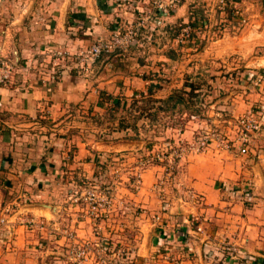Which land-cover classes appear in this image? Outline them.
<instances>
[{"label": "crops", "instance_id": "obj_1", "mask_svg": "<svg viewBox=\"0 0 264 264\" xmlns=\"http://www.w3.org/2000/svg\"><path fill=\"white\" fill-rule=\"evenodd\" d=\"M239 1L248 5L244 10L254 24L237 35L225 33L222 39L205 46L201 55L213 49L222 62L237 56L254 73L260 63L251 56L257 46H264V39L256 40L254 29L250 28L262 26L264 32V0ZM147 3L148 0H0V14L11 15L6 28L11 30V50L5 46L7 42L0 48L18 62L11 82L0 86V209L2 213L6 210L4 223L10 229L1 230L7 238L1 239L5 247H0L4 248L0 255L5 260L0 264H29L32 260L33 264H46L39 240L62 239L58 233L65 231L64 219L52 212L51 202L58 197L62 185L57 176L80 167L81 153L70 152V143L75 142L76 136H64V130L74 126L73 112L79 108L95 111L110 107L111 102L105 101L108 97L128 100L144 93L147 85L140 67H135L136 73L126 63L118 69L122 58L116 54L103 55L92 65H86V72H92L88 76L80 70L79 61L78 65L69 60L52 64L51 52L77 54L100 39H109L114 32L126 33L135 28L133 24H137L138 18L142 20L147 15ZM190 4L187 0L168 18L154 15L150 24L155 28H149L152 42L148 45L145 40L140 45L152 48L153 52L151 56L143 51L138 53L135 63L139 60L140 66H144L143 61L152 59L153 72L161 75L166 65L172 68L179 60L184 64L190 61L189 55L176 52V48L188 51L191 47L178 45V32H174L176 25L192 19ZM249 4L255 7L252 9ZM216 9L215 15L225 18L227 25L232 24L218 6ZM195 14L200 16V10ZM224 22L222 30L226 31ZM207 25L205 20H199L196 29L200 31ZM140 46L131 44L117 51L124 56ZM184 68L179 70L181 75L187 73ZM261 98L264 100V96ZM263 125L264 120L256 139L264 140ZM137 146L139 143L128 139L101 144L116 153ZM253 149L244 154L246 163L238 157L225 161L219 149L189 156L183 173V195L171 193L166 197L164 211L152 223L158 230L153 229L150 243L144 239L138 243L136 264H237L244 255L264 256V154ZM89 165L95 168L89 161L83 164ZM150 169L144 174L151 173ZM147 189L144 186L140 192ZM6 193L11 194L10 202L6 201ZM148 200L153 202L154 197L139 199L146 203ZM143 202L142 207L152 209L151 204ZM157 207L155 203L154 209ZM29 218L45 222L48 228H29L25 223ZM55 252L61 257L62 252ZM44 253L48 255L49 251ZM8 258L11 263L6 262ZM38 258L40 262L36 263ZM62 263V258L55 257L54 264Z\"/></svg>", "mask_w": 264, "mask_h": 264}, {"label": "rangeland", "instance_id": "obj_2", "mask_svg": "<svg viewBox=\"0 0 264 264\" xmlns=\"http://www.w3.org/2000/svg\"><path fill=\"white\" fill-rule=\"evenodd\" d=\"M218 1L220 0H189L191 2L188 6L189 16L192 19L183 25L175 26L174 32L176 33L186 24L193 29L191 40L178 44L182 48L189 45L191 50L181 51L180 48H176L180 56L189 55L190 61L186 64L179 60L170 64L172 68L166 65L165 72L158 75L153 72L155 64H152V59L143 61L144 66H140L139 60L135 63L138 53L142 54L143 51L146 56L147 54L151 56L153 52L152 48L147 49L140 46L145 40L148 45L152 42L149 28H155L150 24L155 18L151 0L147 3V15L145 13L142 20L138 18L137 24H133L136 34L131 44L138 43L141 48L132 49L124 56L117 51L119 49L113 53L118 58H122L118 61V69L126 63L130 69L135 70V67H140L144 70L143 79L147 81L144 91L146 92L147 88L152 85L153 98L165 99L177 90L189 91L190 87L184 88V84L192 85L194 87L192 95H183L185 105L176 104L175 107L164 109L166 105L161 104V109L156 111L155 106L161 105H155L151 100L147 101L148 99H143L136 94L128 99L122 108L118 106L111 111L106 108L95 111L79 108L73 112L74 126L68 130L64 128V136L74 133L76 140L70 143V152L79 151L82 157L79 168L73 170L72 173L67 172L62 176H57L58 183L62 185L59 186L58 197H54L56 202H51L53 208L51 210L54 213L58 212L59 217H63L65 231L58 233L62 239L48 240L47 237L39 240L38 247L41 250L44 249L42 259L45 258L46 264H54L55 257L62 258V264H77L79 259L74 255L75 250L85 251V255L82 256L83 264H136L135 251L138 243L143 239L144 242L150 243L148 240L151 238L153 229L158 230V227L152 223L158 221V213L164 211L166 197L171 193L177 197L183 195V173L189 156L219 149L223 151L225 161L231 162L238 157L243 158L241 161L246 163L247 155L241 154L234 143L236 137L234 122L249 112H260L264 115V100L261 98V95L264 96V61L262 60L264 46H257L252 53L251 57H256L255 59H258L260 63L255 68L257 72L254 73L249 71L251 67H244L241 60L238 61V57L234 55L224 62L215 56L213 49L208 50V53L204 52L205 55L202 56L204 47L217 39H222L225 33L237 35L254 24L247 11L244 10V6L248 5L242 4L239 0H222L224 2L223 12L232 22V24L228 22L229 25H227V21L224 22L225 18L215 15L216 7L219 6ZM257 7L263 8L259 5ZM207 8L206 13L204 11ZM198 10L201 12L200 16L195 14ZM218 10L221 12L220 9ZM1 14L0 45L7 42L8 46L6 44L5 46L11 50V30L6 29L11 21V15ZM211 14L213 18H210ZM171 15L172 13L163 18ZM199 20L201 22L205 20L209 25L199 31L196 29ZM223 22L226 31L222 30ZM250 29H254L256 40L264 39L262 26L255 28L252 26ZM139 49L140 51H137ZM2 51L3 49L0 48V56H5L10 61L13 60L14 68H17V58H11L10 52L3 54ZM56 52L58 51L52 54ZM63 54L57 60H69L78 65L76 53L66 54L64 52ZM55 60L54 57H50L52 64ZM81 65L79 63V66ZM85 66V64L82 65L80 70L88 71L84 69ZM183 66L187 73L181 75L179 70L182 71ZM129 68L126 71L130 72ZM15 71H18V68L14 69L13 73ZM136 72L135 70L134 73ZM86 73L85 75L88 76L92 74V72ZM135 86L133 84V87ZM126 139L133 141V144L139 143V146L118 153L101 147L104 142ZM263 141V137L258 139L255 137L251 148L264 154ZM202 142L205 143L207 150H201ZM88 161L90 164H95V168L92 165L84 167L83 164ZM151 167H154V170L150 169ZM147 169L152 171L148 175L144 174ZM144 186L145 189L148 186V189L141 193L140 190ZM90 191H94L99 200L106 196L110 205L108 210L99 211V216L93 220L89 217L93 215L88 212V208L82 201V198ZM146 196L148 199L150 196L154 197V203L147 201L152 205V209L141 206L143 201L139 199L144 200ZM5 197L8 198L6 201L10 202L11 194L6 193ZM155 203L158 209H154ZM8 209L10 211L11 207ZM4 212L0 211L2 213L0 214V247H5L1 239L7 238V234L2 235L1 230L2 232L4 229L10 230L4 223L6 214ZM28 220L36 222L32 229L45 226V230L48 228L47 224L45 225V222L41 220L33 218ZM71 221L75 222V225H72ZM27 226L31 228L28 224ZM68 234H72V237ZM57 249L62 252L61 257L54 254ZM47 250L49 253L45 255L44 252ZM125 257L126 261L123 260ZM260 257L264 258V256ZM3 260L5 257L2 254L0 261ZM6 262L11 263V259H6ZM38 262H40L39 258L36 263ZM33 263L34 260L29 264Z\"/></svg>", "mask_w": 264, "mask_h": 264}, {"label": "built area", "instance_id": "obj_3", "mask_svg": "<svg viewBox=\"0 0 264 264\" xmlns=\"http://www.w3.org/2000/svg\"><path fill=\"white\" fill-rule=\"evenodd\" d=\"M185 0H151L152 7L154 9V15H159L160 17L168 16L170 13H173L179 8L181 4H183ZM218 8L221 11H224V2L222 0L218 1ZM153 15V14H152ZM193 29L189 25H184L176 36L177 44H184L185 41L188 42L192 38ZM136 29L129 28L126 33L120 34L119 32H114L111 34L109 39H100L95 42L93 45L88 47L87 49L82 50L77 54L78 61L82 65H92L99 57L103 55L113 54L117 49L127 48L131 45L133 38L135 37ZM190 39V40H189ZM188 40V41H187ZM51 57L56 60L63 56L64 54L61 52H56L52 54ZM55 60V62H56ZM55 64V63H54ZM14 62L6 59L5 56H0V86L8 85L14 75ZM54 75H51L50 78L53 79ZM191 118H195L191 116ZM264 120V115L260 112H249L245 116H241L237 118L234 122V127L236 129V137L234 143L236 147H238V151L243 154L249 151L251 148V144L254 141L255 137L261 132V125ZM205 143L202 142L201 150H205ZM97 195L94 191H90L87 195L82 198L84 201V205L88 208V212L93 216H90L93 219H96L99 215V211H105L109 208V201L106 199H97ZM27 224L33 228L36 224L34 220H28ZM69 237H72V234H68ZM74 255L77 256L79 261L77 264H83L82 256L85 255L84 250H75ZM237 264H264V258L260 256H250L244 255L240 258V261Z\"/></svg>", "mask_w": 264, "mask_h": 264}, {"label": "trees", "instance_id": "obj_4", "mask_svg": "<svg viewBox=\"0 0 264 264\" xmlns=\"http://www.w3.org/2000/svg\"><path fill=\"white\" fill-rule=\"evenodd\" d=\"M184 85H185L184 88L189 86L190 87L189 88L190 90L189 91H186L184 89L177 90V91H175L174 93H172L170 96H168L165 99H158V98H153L152 97V87H153L152 85H150L147 88V90H146L145 93H139L138 95H140L143 99H148L147 101H150L151 100L152 103L155 104V105L156 104L166 105L165 108L164 107L163 108L164 109H169V108H171V106L172 107H175L176 104H181V105L184 104L185 105V102L186 101H185V98L183 97L184 94L187 95V96L192 95V93L194 91V87L192 85H190V84H184ZM107 100H108L109 103L111 102L110 107H107L106 108V109H108L110 111L111 110H115L118 106H121V108H122L124 106V104L127 102L126 99L125 100H121L120 98H117L116 100H113V99H111V98L108 97L107 99H105V101H107ZM187 104H186V106H187ZM190 105H193V104H190ZM161 107H162V105L161 106H155L154 109H156V111H157V110L161 109ZM156 111H155V113H156Z\"/></svg>", "mask_w": 264, "mask_h": 264}]
</instances>
